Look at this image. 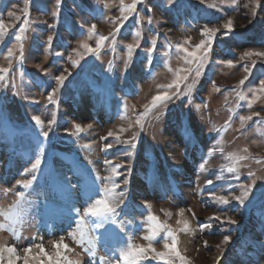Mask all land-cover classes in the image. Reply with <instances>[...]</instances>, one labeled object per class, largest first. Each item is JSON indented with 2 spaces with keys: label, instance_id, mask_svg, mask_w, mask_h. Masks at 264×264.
Listing matches in <instances>:
<instances>
[{
  "label": "rangeland",
  "instance_id": "obj_1",
  "mask_svg": "<svg viewBox=\"0 0 264 264\" xmlns=\"http://www.w3.org/2000/svg\"><path fill=\"white\" fill-rule=\"evenodd\" d=\"M136 13L113 39L120 0H60L59 9L55 0H29L27 5L25 0H0V22L7 32L0 43V68H11L0 81V213L12 210L20 199L17 193H25L14 220L0 214V246L17 248V264H24V248L39 255L36 244H43L50 256L60 251L79 264H127L122 256L132 247L151 243L157 252L167 251L165 240H172L166 229L155 240L145 238L154 224H164L175 234L186 264H264V93L258 91L264 58L244 55L264 51V0L258 7L254 0H143ZM229 19L234 30L223 35ZM92 24L98 35H89ZM205 26L220 32L197 77V62L176 46L201 54L196 46L205 39ZM22 27L21 61L14 35ZM99 35L108 40L97 53H88L82 45L95 48ZM152 40L155 50L149 53ZM129 44H139L131 60ZM9 47L15 53L11 63ZM61 74L67 79L50 102L54 77ZM164 91L173 98L152 107V98ZM145 105L150 110L137 123ZM37 116L45 130L55 123L42 146L41 172L32 181L30 169L39 152ZM241 116L252 120L241 122ZM107 144L112 147L106 150ZM112 165L123 167L114 170ZM65 177L75 186L70 193L61 188ZM18 181L32 184L22 188ZM253 181L248 200L239 205L233 197L241 195L240 185ZM113 182L120 187L112 189ZM105 189L113 194L125 190L116 224L105 226L117 235L106 242L94 239L104 229H93L95 218L85 215L90 195L116 206ZM220 196L231 202L219 203ZM150 215L158 219L150 222ZM229 217L237 223H227ZM61 238L68 250L55 247ZM3 255L2 264H7L9 254ZM154 255L149 251L148 259L135 264H165Z\"/></svg>",
  "mask_w": 264,
  "mask_h": 264
},
{
  "label": "snow or ice",
  "instance_id": "obj_2",
  "mask_svg": "<svg viewBox=\"0 0 264 264\" xmlns=\"http://www.w3.org/2000/svg\"><path fill=\"white\" fill-rule=\"evenodd\" d=\"M29 2V0H25V4L27 5ZM250 2H253V0H250ZM254 2L256 3V6H259V0H254ZM121 3V17L120 19V25L119 27H117L116 32L112 33L111 36L113 39H115V36L117 33H119L120 28L123 27V24L125 21H127L129 19V16L132 14H137L136 13V5L137 4H141L143 3V0H133V3L131 5L125 4L124 0H120ZM55 4L57 9H59L60 7V0H55ZM214 6V5H213ZM245 7H247V5H245ZM150 11V9H149ZM9 16H14L13 12H9L8 13ZM54 16H59V11L53 12ZM17 19H19V17H17ZM149 22H151V20H149ZM25 23H27V21L25 20ZM96 25L92 24L91 28L88 29V33L89 35H98L96 33ZM223 28L225 29V32L222 33L223 35H228L229 33H231L234 29H233V21L231 19L227 20L224 24H223ZM25 32V28H20L19 31L14 35V40L17 42V44L19 45L20 48V57H21V61L23 60V33ZM202 35L205 37V39L200 41V44L197 45V49L198 50H202L201 54L198 55L197 51H189L187 48H184L182 45H177V50L178 51H183L186 54V59H188L189 57H191L192 59H194L197 62V67H196V76L198 77L201 74V69H203L204 65H205V61L207 60V53L211 50V46L212 43L216 37V34L218 32H220V28L217 27H208L205 26L202 30ZM7 35L6 32V25L3 24L2 22H0V43H3L5 36ZM137 35L139 36V33H137ZM52 37L49 36L48 37V43L51 44L52 42ZM108 40V37L104 36V35H99V38L97 40L96 43V47L93 48L90 45H88L87 43L83 44L82 47L84 49H86V51L88 53H97L100 48L104 45V42ZM152 48L148 50L149 53H151L152 51L155 50V45H156V41L152 40L151 42ZM139 47V44L133 45V44H129L127 45V51H128V58L129 60L132 59V55L134 52V49ZM14 51L13 48L9 47L7 49V55L9 58V61L11 63V58L14 56ZM57 55H59V53H57ZM78 55H80V58L83 59V56L78 53ZM247 57H252V56H257V57H262L264 58V51H250V52H246L244 54ZM189 63H191V60L188 61ZM75 64H79V61H75ZM228 66H234L233 65V61L232 60H228L227 61ZM252 67H255V61H253L252 63ZM245 71L246 72H251V69L249 68L248 65L244 66ZM11 70V68H0V81H3L5 79V75ZM190 71V70H189ZM47 74V73H45ZM187 77L185 76L184 79H186ZM67 79V77L65 75H57L54 77V81H55V87L51 88V91L48 94V99L50 102H52L53 100V96L55 95L56 91L63 87L65 80ZM245 79H247V77H245ZM240 83L243 85L244 84V80H241ZM171 87V85L169 86ZM176 87H179V84H176ZM259 92L264 93V79H261L259 81ZM173 97L170 96L168 94L167 91H164L161 94H157L156 96H154L152 98L151 101V105L152 107H155L158 103L160 102H165L168 100H171ZM243 99V96L241 97ZM257 97L255 95H253V99H256ZM249 104H251V101H249ZM125 107H127V105H125ZM149 106L145 105V112L141 115L140 120L137 121V123H141L142 119L144 116H146L149 112ZM257 116H259V113H256ZM33 120L35 121L36 126L39 128V134L37 136V147L39 149L38 155L35 157V161L34 163H32L31 165V169L30 172L32 174V181H35L37 179L36 177V173L41 172V165L43 162V145L47 142V138L49 136V131L51 130L50 125L55 123V121H50L49 122V129L45 130V126L43 121L40 120V118L37 117H33ZM241 122L243 121H248V120H252V116H241L240 117ZM90 127V125H89ZM141 127H143V125L141 124ZM75 128L78 132L83 131L82 127L80 124H75ZM121 131H124V129H121ZM109 136H112L113 133L109 132L108 133ZM40 137H43V139H40ZM104 139H107V137H104ZM118 139V137H117ZM136 137L133 136V140H135ZM90 147V146H88ZM112 147L111 144H107L106 145V150L110 149ZM136 147V145L133 143L131 144V148L134 150ZM131 154V153H129ZM106 163L111 164V161H107ZM113 169H119L121 167H123V165H112ZM201 168H203V165H200ZM229 172H235L234 168H228ZM116 175H120L119 172L116 173ZM250 175H254L253 173H250ZM238 178V177H237ZM97 179H100L99 177H97ZM108 180H112V177H108ZM32 181H28V182H20L18 181L17 183L21 185L22 188H30ZM92 183L94 184L95 181L93 180ZM209 184L212 183L211 180L208 181ZM255 181H253V184L251 185H240V190H241V195L239 196H234V200L239 204V205H245V201L248 200L249 194L251 192V189L254 186ZM124 184L127 185L128 184V180L127 178H125L124 180ZM82 187H85L84 185H82ZM120 185L118 183L113 182L112 185V189H117L119 188ZM61 188L63 189V191L65 192H72L75 188V186L68 181V178L65 177L64 181L61 183ZM112 189H105V196L106 197H111L115 203L116 206H113V204L109 203V199L107 198H100V199H93V197L90 195L89 196V200L91 201L89 203V206L86 208L85 210V215L95 218L92 221V228L93 229H101L103 228L104 231L101 232V234L99 236H95L94 239L97 241H107L109 237H115L117 235L116 231L114 228L112 227H105L106 225H114L116 224V217L118 216L117 213V207L119 206V204L123 203V198L125 195V190H120L118 193L113 194V190ZM18 197L20 198L19 201H17L16 205L14 206V208L12 210H9L6 213H0L2 215L7 216L10 220H14L16 213V209L19 208L20 203L23 201L25 193L23 191H20L17 193ZM214 195V194H213ZM217 201L221 204H229L231 201L224 196H220V197H216ZM127 207V206H126ZM183 209L180 210L181 214H183ZM158 218L155 216H149V221L153 222L156 221ZM213 219L216 220H220V217H213ZM81 222H83V217H81ZM224 221H221V223H223ZM227 223L229 224H236L237 221L232 219V218H227ZM185 223V230L187 229V222ZM208 225H201V227H207ZM4 225H0V228H3ZM161 229H166L167 230V236L168 238H171L172 243H168L167 240H165L164 243V248L167 251H163V252H157L155 248L151 247V243L148 245L147 248H145L144 246H139V247H132L131 251H127L123 253V260L127 261V264H135L137 259H148V252L151 251L153 253H155V255L152 257L153 259L155 258H159L162 261L165 262V264H173V257L174 258H178L182 264H186V258L184 256H182L180 254V252L177 250V244H176V237L175 234L172 232V230L170 229V227L168 225H164V224H154L152 227H150L149 231H150V235L145 237L146 239H148L149 241L155 240L157 236H159L160 234V230ZM14 230V229H13ZM70 236L73 237V239L76 238V233L75 232H70L69 233ZM63 238H61L60 242H56L55 247L57 249H60L61 246L65 249L68 250L69 246L66 243H62ZM230 241V236L225 235L224 239H223V243L224 244H228ZM80 243L84 242V232L81 231L80 232V239H79ZM89 243H92V240L89 241ZM205 245H207V241H205ZM33 247H35L36 249L39 250V255L33 256L32 255V249L31 248H24L23 251L26 255H24L22 257L24 264H79L78 261H72V260H68L66 257H63L60 253V251H57L55 254V257L50 256L47 252L44 251V246L43 244H36L33 245ZM217 248H220V245H217ZM7 252L9 255L7 257V264H17V260L21 259V257H19L17 255V248L13 245V246H0V264H2L3 260H4V252ZM94 255V253H93ZM47 258V261H45L44 258ZM131 258V259H129ZM114 264H121L120 260H115Z\"/></svg>",
  "mask_w": 264,
  "mask_h": 264
}]
</instances>
